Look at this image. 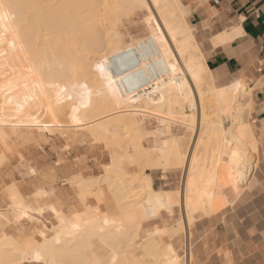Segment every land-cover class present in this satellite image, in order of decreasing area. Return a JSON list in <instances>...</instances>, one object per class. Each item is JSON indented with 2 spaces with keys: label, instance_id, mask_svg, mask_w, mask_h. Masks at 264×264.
<instances>
[{
  "label": "bare ground",
  "instance_id": "6f19581e",
  "mask_svg": "<svg viewBox=\"0 0 264 264\" xmlns=\"http://www.w3.org/2000/svg\"><path fill=\"white\" fill-rule=\"evenodd\" d=\"M151 1L153 4H150L156 9L154 11L160 15L158 18L162 20L163 27L158 23L160 19L152 22L154 30L149 38L127 48L120 47L121 44L118 46V31L112 32L115 28L110 25L112 30L109 27L107 29L111 31L106 30L107 23L104 27L101 17L114 10L120 12L123 8H127L124 11H136V8L143 5V0H0V87L5 86L10 91V95L8 93V96L0 101V139L9 136L5 127L14 118L18 122L16 127L24 123L35 127L38 126L36 124L42 114L51 120L52 127L60 125V118L65 114L69 115L68 123H74L70 124L73 126L78 124V127L80 122L96 119L91 122L96 124L91 125L92 132L101 137H106L107 133L115 132L116 129L139 132L141 124L138 117L143 114L155 115L167 121L178 116L194 134L199 100L200 117L202 116V123L199 122V126L202 125L200 134L212 136V149L203 162L204 166L200 165L201 161L197 155L190 157L185 153L186 150H183L185 145L181 147L180 141L174 139L169 144L164 141L165 149H160L165 160L161 158L163 163H148L149 160L145 157H150V153L144 155L143 149L140 155L137 153L135 159L139 165L151 164L155 170L163 169L169 172L177 166L181 169L187 165L183 204L189 218L188 223H191L197 215L216 213L225 205L226 199L218 192V185L224 183L219 175L221 164L225 163L227 167V188L237 196L254 171L241 172V167L249 161L247 153L251 148L256 150L242 108L243 98L246 95L249 98L250 94L243 93L242 83L230 87H215L213 76L194 42L191 28L185 23L188 9L181 0ZM233 33H230L231 40L238 37V34L236 36ZM230 34L228 36H231ZM228 36L227 40L230 41ZM223 38L216 40L220 42ZM191 49L195 50L196 54H193ZM79 83H85L88 90H85L86 97L84 96L83 101L75 95L80 103L73 107L72 92L75 87L70 91L69 86L73 87ZM77 93L75 91V94ZM209 93L212 96V106L207 107L219 119L215 122L216 127L211 126L213 129L204 127L207 125L204 121L208 118L206 105L209 103L206 99ZM185 105L191 113L184 112ZM114 128L116 129L113 130ZM135 145H138L137 150L141 148L140 144ZM143 178L131 180L133 190H136L134 195L128 196L133 190L122 187L123 184L112 190L114 199L122 202L121 215L137 218L138 223L154 221L161 216L163 210L172 215L179 204L174 197L177 193L155 191L152 178ZM136 196L141 197L142 201L131 199ZM17 204L24 206L19 194ZM52 209L51 213L60 220L58 234L54 236V241L45 240L41 244L42 247L36 249L35 262L117 264L116 260L120 255L122 264H128V252L125 250L127 246L121 242L123 231L110 224L106 225L105 220L100 223L96 219L94 221L90 217L87 218L90 214L85 218L89 220H84L83 223L79 218L75 220L64 216L65 214L61 215L56 207ZM177 231L173 232L174 235ZM173 233L169 235L174 237ZM94 237L107 246H116L118 250L114 249L108 258L94 255ZM152 238L154 237L148 242L146 240L145 250L153 243L156 247L159 246V241ZM10 242L14 244L13 241L1 244L6 246ZM141 245L144 249L145 246ZM31 247L34 249V245L31 244ZM153 251L151 250L150 254ZM156 252L155 258L160 260L163 257L166 264H177V253L172 244H168L162 253ZM23 260L22 256L12 253L9 249L0 250V264H20Z\"/></svg>",
  "mask_w": 264,
  "mask_h": 264
},
{
  "label": "rangeland",
  "instance_id": "374dc122",
  "mask_svg": "<svg viewBox=\"0 0 264 264\" xmlns=\"http://www.w3.org/2000/svg\"><path fill=\"white\" fill-rule=\"evenodd\" d=\"M150 3L153 4L151 0H143V5L139 6L141 8H136V11L129 9L127 10L129 13L126 10L124 11V9L127 8H123L120 12L114 10L117 12L116 14L114 11H112V13L107 12V14H103L101 17L103 22L101 23H103V26L107 23V26H104L105 29L109 31L107 28L110 25L113 26L112 28H115L112 32L118 31L117 34L120 37L118 46L121 44L120 47L130 48L132 45H135V43L138 44V41L149 38L152 30H154L152 26L154 23L152 22L160 19V17L158 18V16H160L158 15V12L154 11L156 10L154 5L152 6ZM183 3L188 9L186 20L191 28L194 42L198 46L199 53L203 56V49L199 44L197 28L195 23H193L191 8L186 5L185 0ZM118 13H120L121 16ZM160 20L158 23L160 22L159 24L161 25L162 20ZM109 28L111 29V27ZM163 31L166 32L165 30ZM165 35L176 54L177 52L173 47L171 40L166 33ZM191 52L196 54L193 49H191ZM177 54L176 57L181 62V59L178 58L179 55ZM93 69L95 70V66ZM181 71L182 70H180V72ZM214 83L215 87H222L219 86L215 80ZM84 84H75L77 87L69 86V89L71 88L70 91H73L75 87L72 92V94L74 93L75 98L72 94L71 95L73 97L72 102L74 103L75 100L77 102L75 101L74 104L72 103L73 107L80 103V100L83 101L86 97L85 90L88 89ZM244 85L245 84H243V93L246 92L248 94L249 92ZM87 87L89 90H92L89 86ZM5 89V86L0 87V101L3 98H6L8 93L10 95V91H8V89H6V91ZM75 91L76 93L78 91V93L75 94ZM92 92H94V90ZM79 93L81 94L79 95ZM75 95H78V99L81 97L79 101ZM208 95L206 101L209 104L206 105V109H208L210 105L212 106V104H210L212 96L210 93ZM96 96L97 94L94 95V97ZM198 102L199 100H197V110L199 114H197L195 124L196 131L194 134L191 133L189 128H187L188 125L186 122L178 116L177 118H172V120L167 121L166 119L162 120L160 117H155V115L147 114V116L145 114V116L143 114V116L138 117L141 124V132L129 130L123 131L114 128L113 130L116 129L117 131L109 132L107 135L105 133L106 137L97 136L96 133L92 132L93 127H91V125L93 123L91 122L96 119L80 122L82 124L79 123L80 126L78 127V124L77 126H73L74 123H68L69 115L65 114L60 118L61 122L60 125H58L60 127H52L51 120L42 114L41 118H39V122L36 124L38 126L29 127L28 125L30 124L24 123L19 124L22 126L16 127L18 122H16V119L14 118L15 120L13 119V121L5 127L9 136L5 139H0V244L5 241H13L14 244L11 242L7 244L8 246H2L1 244L0 250L9 249L12 253L22 256L24 260L20 264H38L34 262L36 249L42 247L41 244L45 240L54 241V236H57L58 234L57 227H59L60 220L58 217L57 219L50 210L52 207L54 209L56 207L61 215L65 214L64 216L69 218H75V220L76 218H79L78 220L84 223V220H89L85 219L86 215L90 214L87 218L90 217L93 220L96 219L100 221V223L105 220L106 225L110 224V226L117 228V230L123 231L124 235L121 242L127 246L125 250L128 252V264H166L165 258L163 259V257H161L162 259L159 260L155 258L154 253H157L156 251L162 253L167 247V244H172L174 246L178 257L177 264H192L193 261L190 256L192 237L190 236V232L193 227L197 222L220 213L235 200L230 193L231 189L229 190L225 183V180L227 179L226 164H221L222 167L219 173L220 179L224 183L222 182L223 184L218 185L220 187L218 192L222 194L224 199H226L225 205L216 213H211L206 216L197 215L198 218H196V216L191 223H188L189 218L183 204V185L188 174L187 165L181 169H178L179 166H177L174 170H170V172L163 169L155 170V168H152L150 165L157 162L160 164L163 163L162 160H164V158L162 157V150L165 149L164 141H167L169 144L173 139L178 142L180 141L179 144H182H180L181 147H184L185 145L183 148L184 151L186 150L185 153L190 157L194 154L197 155L201 161L200 165L203 164L206 156L209 154V150L212 149V136L200 134L202 125H199L202 123V116L200 117V104ZM242 102L244 112L243 117L247 121L246 118H248L251 108V96L247 98L246 95ZM211 103H213V101H211ZM187 105H185L186 108L184 109V112L191 113ZM207 113L208 118L204 121L207 125L204 127L213 129V127H216L217 125L215 122L219 119L214 115L211 109H208ZM87 123L90 125H87ZM94 125L96 124L94 123L92 126ZM22 131H34L35 133H40L44 136H37L29 141L15 139V137H17ZM168 138L170 140H168ZM137 143L141 145V148L139 149L140 151L137 150L138 145L137 147L135 145ZM141 150L144 155L150 153V157H145V159L149 160L148 163H151L148 165L149 167L145 166V163L139 165L135 160L136 156H138L137 153L140 155ZM247 157L249 158V161L241 167V172L243 173L255 170L257 167V164L255 163L257 151L254 148H251L250 152L247 153ZM147 176L152 178L153 188L155 190L165 192L179 191L177 193L179 196L176 194L179 199L176 195L174 196L177 203L179 201V204L178 207L174 209L172 215L168 214L166 210H163V212L160 213L161 216L154 221H143L138 223L137 218H132L130 216V218H126L121 215L122 202H117L114 199L112 190L119 188V186H122L123 184L122 187H126L131 191L134 186L131 180H134L137 177H145L143 179L146 180ZM105 178H109L110 180H105ZM43 179L45 181H43ZM104 181H107L108 183ZM109 183H111L110 187H108ZM246 183L243 189L246 188L249 180ZM135 193L136 190H133L128 196L134 195ZM18 194L23 199V205L28 207V209L17 204ZM59 194L63 195L60 200L58 198ZM227 197L229 201L227 200ZM131 199L137 200L136 202L142 201V198L139 196ZM66 200H70L71 204L63 202ZM88 209L90 212H88ZM40 210L42 211L39 212ZM24 211L26 214H24ZM105 217H107V219ZM87 223H89V221H87ZM179 226H181V228L183 227V230ZM177 228H179L180 231ZM174 231H177L175 232V235L173 233ZM171 233H173L174 237L171 236ZM151 237H154L156 241H159L158 244L160 243L159 246L161 245L162 247H159L158 245V247H156L153 243L147 247V250H145L146 245L144 244L146 243V240L148 242ZM31 244L34 245V249L31 247ZM93 244L94 246L92 250H94V255L105 258L111 256L113 253L112 251L117 248L116 246H107L105 243H101L97 237L93 238ZM141 244L145 246L144 249L143 247H140ZM116 250H118V248ZM151 250L156 251H153L152 254H150ZM147 253L150 254V256H148ZM119 256L120 255H118L116 262L117 264H122V259L121 257L119 258ZM43 264L46 263L44 262Z\"/></svg>",
  "mask_w": 264,
  "mask_h": 264
},
{
  "label": "crops",
  "instance_id": "0c3cea01",
  "mask_svg": "<svg viewBox=\"0 0 264 264\" xmlns=\"http://www.w3.org/2000/svg\"><path fill=\"white\" fill-rule=\"evenodd\" d=\"M185 3L191 8L203 58L213 80L222 87L243 83L250 93L247 124L257 151V167L242 193L237 196L230 192L235 199L232 204L197 222L191 230L192 264H264V0ZM185 23L188 25L186 18ZM235 31L238 37L231 40L230 33ZM216 38L223 40L218 42ZM37 136L44 135L22 131L15 139L29 141ZM61 197L59 194V200ZM63 202L71 204L70 200Z\"/></svg>",
  "mask_w": 264,
  "mask_h": 264
}]
</instances>
